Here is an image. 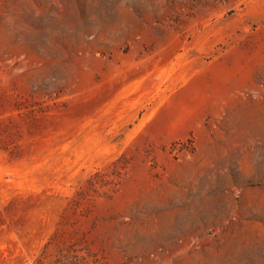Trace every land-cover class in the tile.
<instances>
[{
	"label": "rangeland",
	"instance_id": "rangeland-1",
	"mask_svg": "<svg viewBox=\"0 0 264 264\" xmlns=\"http://www.w3.org/2000/svg\"><path fill=\"white\" fill-rule=\"evenodd\" d=\"M0 264H264V0H0Z\"/></svg>",
	"mask_w": 264,
	"mask_h": 264
}]
</instances>
